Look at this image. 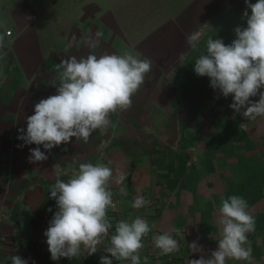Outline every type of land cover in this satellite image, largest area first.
Here are the masks:
<instances>
[{"label":"crops","instance_id":"crops-1","mask_svg":"<svg viewBox=\"0 0 264 264\" xmlns=\"http://www.w3.org/2000/svg\"><path fill=\"white\" fill-rule=\"evenodd\" d=\"M70 1L71 6L58 4L54 9L55 14L65 13V19L58 35L50 38L34 34L36 27H42L32 24L35 13L41 11L33 6L34 0H0V34L11 30L0 48V264H11V255H20L28 264H100V256H110L104 249L115 233L114 220L131 222L136 217L145 219L151 229L147 234L151 244L143 238L140 253L148 264L155 262L152 237L164 232H171L179 244V250L172 253L173 264H189L201 256L208 259L218 247L222 230L217 223L221 197L231 195L248 203L255 218V230L248 233L251 264H264V117L253 121L234 115L229 107L231 94L221 96L206 76L196 75L194 62L206 47L197 48L189 55L191 62H185L190 49L186 36L200 30L212 12L220 14L219 18L222 15L215 22L230 19L234 23L233 11L243 5L241 0H222L219 7L197 0L181 4L142 0L146 6L137 10H132V0H123L127 15L122 21L112 8L99 12L93 0ZM89 1L90 6L86 5ZM196 6H201L198 21L193 15ZM100 24L113 30V37L129 46L128 52L150 59L152 71L132 97L131 107L109 114L110 126L96 129L87 143L73 137L70 143L47 152L46 161L29 162V149L36 145L18 139V129H26V117L33 114L40 99L56 94L59 81L54 65L70 56L126 52H116L112 37H101L95 49L88 46L91 41L81 43ZM72 34L77 41L68 48ZM207 39H201L204 45ZM187 75L192 80L200 77L201 86L185 85ZM82 162L104 163L113 169L109 187L115 207L107 213L113 226L94 254L85 250L80 257L53 261L43 235L57 210L49 190L57 169L70 176L71 169H78ZM118 172L126 177L122 185L115 184ZM137 196L149 203L133 208ZM173 228L182 235L172 232ZM193 241L202 251L189 250L187 245ZM113 264L130 262L113 259ZM226 264L248 262L230 259Z\"/></svg>","mask_w":264,"mask_h":264},{"label":"clouds","instance_id":"clouds-1","mask_svg":"<svg viewBox=\"0 0 264 264\" xmlns=\"http://www.w3.org/2000/svg\"><path fill=\"white\" fill-rule=\"evenodd\" d=\"M244 3L242 18H246L247 26L237 25L233 29L235 39L229 44L222 38L209 37L206 52L195 60L193 69L197 76L208 77L210 87L218 89L221 96L227 98L231 94L229 107L234 115L254 121L264 117V0L255 3L244 0ZM5 35L10 33L0 34V48L5 45ZM203 36L199 29L186 36L191 50L198 48ZM101 37L103 33L97 31L85 36L81 43L91 41L88 46L95 49ZM76 41L77 36L72 34L67 47L71 48ZM152 66L150 59L138 58L128 51L123 55L90 53L86 58L61 59L54 65L59 81L56 94L40 99L34 105L33 114L26 117V129H18V139L26 145H36L29 149V162L46 161L47 152L62 143H70L73 137L87 143L96 129L110 126L109 114L131 107L132 97L144 84ZM256 96L259 99L253 101L251 98ZM41 145L45 151H41ZM62 175L68 176V173L57 169L55 183L49 190V198L55 199L57 210L43 233L53 261L80 257L85 250L88 255L94 254L97 246L103 243L102 238L109 235L113 225L107 213L115 207L109 187L114 172L107 164L82 162L78 169H71L66 180L61 179ZM125 178L124 173L118 172L115 184L122 185ZM125 191L120 188L121 193ZM148 203L143 196H137L131 206L139 209ZM248 207L241 196L221 197L217 223L222 230L218 247L211 251V258L201 256L189 260V264H226L230 259L251 264L254 258L248 233L255 230V218ZM150 231L148 222L140 217L131 222L118 221L110 237V246L104 249L110 256H100V264H113V259L148 264L147 257L140 253L144 247L142 240ZM171 231L182 235L176 228ZM152 239L161 254L179 250L178 241L171 232L155 235ZM187 246L191 252L202 251L197 241ZM9 259L11 264H28L20 255H11Z\"/></svg>","mask_w":264,"mask_h":264},{"label":"rangeland","instance_id":"rangeland-1","mask_svg":"<svg viewBox=\"0 0 264 264\" xmlns=\"http://www.w3.org/2000/svg\"><path fill=\"white\" fill-rule=\"evenodd\" d=\"M84 3L87 2V0H82ZM94 2H96L97 4H99L100 6V11L104 10L106 8H112L116 15H117V20H123L125 18L126 11H124L123 9V0H93ZM92 1V2H93ZM151 1H156V0H149V2ZM160 1V0H157ZM204 1V3H210L212 6H216L219 7L218 4L222 3V0H197V3H202ZM119 2L121 3L120 6H116L115 4H119ZM173 2L175 4H181L184 3L185 0H173ZM250 3H255L256 0H249ZM88 3V2H87ZM241 3H243V5L236 7V11H233V19L235 20L234 23H230V19H228V21H223V23H218L215 22L216 20H221V18H219V15H217L218 13L216 12H212L210 13V17L208 19H206L205 22L202 23V27H200V30L204 33L203 38H222L225 44H229L231 43V41L233 39H235V33L233 31V29L237 26H243L246 27V18H242V12L243 10L246 8V5L244 3V0H241ZM63 5L65 7L67 6H71V1L70 0H34L33 2V6H38L41 8V11H39L38 13L36 12L35 15L33 16V21L32 24L33 25H39L41 23L42 27H36V29L34 30V34L37 36H43V37H50L51 36H55L58 35V29L60 27V23H62L65 19V13H60V14H55L54 13V9H57L58 6L57 5ZM90 6V1L89 4H86ZM132 10H137L141 7H145L146 4L145 2L142 3V0H132L131 2ZM211 6V7H212ZM196 11H194L195 13H193V15H195L196 21L199 20L198 17V10L201 9V6H196ZM249 14H251V10L248 9ZM65 12V11H64ZM98 12V13H99ZM192 13V12H191ZM207 13V12H206ZM205 13V14H206ZM69 14V13H68ZM223 14V13H222ZM230 14V13H229ZM203 16L204 13L202 14V16L200 17V20H203ZM219 18V19H218ZM7 20V18H4V22ZM3 25V24H2ZM97 31H100L103 33V37L102 38H113V43L112 46L115 48L116 52H124V51H128L129 46L125 45L122 42V39L120 37H113L114 32L113 30L109 29V28H105L102 24H100V26H98ZM202 38V39H203ZM120 41V42H119ZM204 47H206V44H203V41H200L199 45H198V49H203ZM196 51V50H195ZM191 49H187V56H186V63H190L191 60L189 58V55L192 54L193 52H195ZM200 52H203L202 50H197ZM206 52V49L205 51ZM187 71H190V69L186 68ZM193 71V70H192ZM195 74V73H194ZM200 77H194V80H192V78L190 76H186V83L185 85H194L196 84L198 87L201 86V82H199ZM204 78V77H203ZM206 80H209L208 77H206ZM184 80V79H183Z\"/></svg>","mask_w":264,"mask_h":264},{"label":"built area","instance_id":"built-area-1","mask_svg":"<svg viewBox=\"0 0 264 264\" xmlns=\"http://www.w3.org/2000/svg\"><path fill=\"white\" fill-rule=\"evenodd\" d=\"M6 33H10L11 34L10 28L4 29V34H6ZM114 221H115L114 225L116 226V223L118 221H120V220L119 219H115ZM144 240H145L146 244H151V240H150V236L149 235H146L144 237ZM150 250H151V253L153 254V257L155 258L154 264H173V255H172V253L167 254V255L161 254V250L156 248L155 246L150 248Z\"/></svg>","mask_w":264,"mask_h":264}]
</instances>
